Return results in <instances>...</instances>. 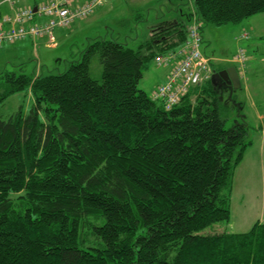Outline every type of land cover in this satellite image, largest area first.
<instances>
[{"label":"trees","instance_id":"obj_1","mask_svg":"<svg viewBox=\"0 0 264 264\" xmlns=\"http://www.w3.org/2000/svg\"><path fill=\"white\" fill-rule=\"evenodd\" d=\"M191 10L137 48L95 37L63 71L0 74V264H264L259 220L200 233L230 220L248 126L226 127L211 79L170 109L139 87L150 59L166 66L157 56L182 47L195 13L202 28L239 23L264 0ZM19 92L30 105L4 115Z\"/></svg>","mask_w":264,"mask_h":264},{"label":"rangeland","instance_id":"obj_2","mask_svg":"<svg viewBox=\"0 0 264 264\" xmlns=\"http://www.w3.org/2000/svg\"><path fill=\"white\" fill-rule=\"evenodd\" d=\"M39 1L0 0V22L3 8L8 3H17L21 8ZM191 7L192 0H107L90 18L77 21L69 30H58L57 39L49 45L46 38L32 40L30 37L14 44L3 43L0 47V74L9 71L33 77L37 73L63 71L95 37L117 40L137 48L149 39L151 27L159 22L180 19L187 24L186 13ZM0 26L10 28L11 24L2 23ZM245 31L250 35L247 39L240 37ZM240 48L248 56L247 64L240 69V87L232 93L229 88L219 91V112L226 127L246 124L247 136L252 143L235 170L230 220L206 226L200 231L203 234L246 232L256 221L264 223V12L239 23L203 26L201 50L214 56L211 59L214 69L233 64ZM165 67L168 66H159L150 59L139 87L151 94ZM30 103L29 94L15 93L2 107L3 113L9 116L20 104L28 108Z\"/></svg>","mask_w":264,"mask_h":264},{"label":"built area","instance_id":"obj_3","mask_svg":"<svg viewBox=\"0 0 264 264\" xmlns=\"http://www.w3.org/2000/svg\"><path fill=\"white\" fill-rule=\"evenodd\" d=\"M105 0H46L37 5L34 12L32 6L24 7L18 12L16 18L19 21L32 19L34 14L47 17L42 23H32L31 33L37 38L48 37L47 41H54L56 28L67 26L75 20L88 18L97 7ZM194 24L188 29V38L178 51L157 56L159 64L171 65V71L167 81L157 87L153 92V97L163 100L167 109L172 108L179 99L187 92L192 84H198L208 78L211 73L209 60L201 51V26L197 14L194 15ZM10 23V28L0 26V43L2 41H14L25 36L27 30L16 26L10 17H3L0 24ZM242 38H248L249 33L243 32ZM3 39V40H2ZM246 53L240 48L235 56V61L239 68L245 66Z\"/></svg>","mask_w":264,"mask_h":264},{"label":"bare ground","instance_id":"obj_4","mask_svg":"<svg viewBox=\"0 0 264 264\" xmlns=\"http://www.w3.org/2000/svg\"><path fill=\"white\" fill-rule=\"evenodd\" d=\"M27 7H28V6H27ZM29 7H31V6H29ZM35 7H37V5H36ZM35 7L32 6L33 10H34ZM22 8H24V7H21V8H18V9L13 10L11 14L9 13L10 18H12V20L15 22V24H16L18 27H23V28H25V29L27 30V33H25V36H24L25 38L30 37L31 39L36 40L37 37H35V36L31 33V31H30V25H31L32 23H36V22L39 23V21H37L36 18L34 19V16H35V15L33 16L32 19H25V20L19 21L18 18H16V16H17L18 12H20V11L22 10ZM36 10H37V9H36ZM36 10H34V12H35ZM3 17H9V16H8V13H7V14H3ZM46 19H47V17H44V21H45ZM44 21H43V22H44ZM193 24H194V19L192 20V23L190 24L189 27L191 28V27L193 26ZM58 28H60V27H58ZM58 28H56V30H58ZM56 32H57V31L54 32V41H53V42H55V40L57 39ZM44 38L48 39V37H44ZM7 42L13 43V42H16V41H4V43H7ZM203 55L209 60V64H210V67H211V73H210L209 77L206 78V79H204L202 82H204L205 80L211 79L213 73L216 72V71H218L217 69H214V67L212 66V60H211L212 58H210L209 56H207V55H205V54H203ZM166 66H168V67L171 69V65H167V64H166ZM170 71H171V70H169V72H170ZM167 78H168V77H167ZM167 78H166V80H165L164 82L158 84L157 87H158L159 85L165 83V82L167 81ZM202 82H200V83H198V84H192V85H201ZM213 83H214V82H213ZM213 83H212V84H213ZM214 84H215V83H214ZM214 84H213V85H214ZM214 86H215V85H214ZM157 87H156V89H157ZM156 89L152 90V92H151L150 95L152 96L153 99L158 100V99H156V98L153 97V92H154ZM218 90H219V89H218Z\"/></svg>","mask_w":264,"mask_h":264},{"label":"water","instance_id":"obj_5","mask_svg":"<svg viewBox=\"0 0 264 264\" xmlns=\"http://www.w3.org/2000/svg\"><path fill=\"white\" fill-rule=\"evenodd\" d=\"M36 9L37 7L34 8V10ZM211 79L214 83L218 80L230 79L229 84L231 86L228 88L231 90V93L234 89L236 90L240 87V74L235 65H230L229 67L214 72Z\"/></svg>","mask_w":264,"mask_h":264},{"label":"crops","instance_id":"obj_6","mask_svg":"<svg viewBox=\"0 0 264 264\" xmlns=\"http://www.w3.org/2000/svg\"><path fill=\"white\" fill-rule=\"evenodd\" d=\"M2 1H4V0H2ZM42 1H44V0H41V1H39V2H42ZM107 1V0H106ZM105 1V2H106ZM192 2H193V0H192ZM36 3H38V2H36ZM28 5L29 4H31V3H27ZM33 4V3H32ZM105 4V3H104ZM103 4V5H104ZM29 6H31V5H29ZM28 6V7H29ZM24 7V6H23ZM25 7H27V6H25ZM33 7H35V6H33ZM101 7V6H100ZM18 8H20V6H18L17 5V3H14V2H10V4L8 3L7 5H6V7L5 8H3V10H4V14H7V13H11L13 10H15V9H18ZM93 15V14H92ZM91 15V16H92ZM90 16V17H91ZM89 17V18H90ZM88 19V18H87ZM33 40V39H32ZM14 44V43H13ZM206 55V54H205ZM207 56H209V55H207ZM210 58H212V59H214V56H209ZM231 61V60H230ZM232 62V61H231ZM233 63H235V62H233ZM214 67V66H213ZM169 70H170V68L169 67H165L163 70H161V75H160V77H159V80H158V83L153 87V89L158 85V84H160V83H162V82H164L165 80H166V78H167V73L169 72Z\"/></svg>","mask_w":264,"mask_h":264},{"label":"flooded vegetation","instance_id":"obj_7","mask_svg":"<svg viewBox=\"0 0 264 264\" xmlns=\"http://www.w3.org/2000/svg\"><path fill=\"white\" fill-rule=\"evenodd\" d=\"M228 67V66H227ZM211 81H212V79H211ZM229 82H230V79H223V80H218L214 85H215V87H217L218 89H219V91L220 90H222V89H227L229 86H231L230 84H229Z\"/></svg>","mask_w":264,"mask_h":264}]
</instances>
